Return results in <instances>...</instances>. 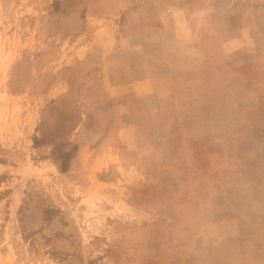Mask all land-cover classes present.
I'll use <instances>...</instances> for the list:
<instances>
[{"label":"rangeland","instance_id":"374dc122","mask_svg":"<svg viewBox=\"0 0 264 264\" xmlns=\"http://www.w3.org/2000/svg\"><path fill=\"white\" fill-rule=\"evenodd\" d=\"M0 264H264V0H0Z\"/></svg>","mask_w":264,"mask_h":264},{"label":"trees","instance_id":"16d2710c","mask_svg":"<svg viewBox=\"0 0 264 264\" xmlns=\"http://www.w3.org/2000/svg\"><path fill=\"white\" fill-rule=\"evenodd\" d=\"M61 170H62V171H64V170H65V168H64V167H61Z\"/></svg>","mask_w":264,"mask_h":264}]
</instances>
